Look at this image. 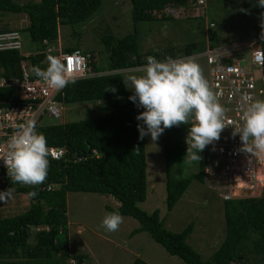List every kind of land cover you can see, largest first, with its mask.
I'll return each instance as SVG.
<instances>
[{
	"label": "trees",
	"instance_id": "obj_1",
	"mask_svg": "<svg viewBox=\"0 0 264 264\" xmlns=\"http://www.w3.org/2000/svg\"><path fill=\"white\" fill-rule=\"evenodd\" d=\"M128 0L131 31L118 38L106 34L100 38L104 63H98L96 51L78 45H68L61 51L77 47L87 54V65L92 76L74 78L63 89L57 90L53 99L64 104L104 102L106 112L73 121L58 122L46 119L45 123L35 122L36 130L47 140V146L59 147L62 153L50 158L45 182L41 185L26 186L6 176L0 179V189H12V193H23L28 204L22 212L0 216V264H87L86 254L69 252L67 248L65 215V192H95L111 196L116 205H104L107 213L118 212L121 216L134 218L137 225L128 235L144 231L163 250L178 257L184 264H264V185L256 196L221 198L223 235L218 245L205 258L185 242L190 232L188 222L178 232L165 229L158 218L157 210L144 211L137 203L145 196V162L143 139L139 132L136 115L142 111L131 100L118 73L134 70L144 65L147 56L163 61L166 57L179 58L205 47L233 43L235 40L218 43L215 18L209 15L207 22L196 23L200 37L186 39L180 46L163 45L157 50H139L140 35L146 30L142 23L170 22L173 7H180L184 15L178 20L189 21L215 8V2L225 4L228 0ZM235 0H233L234 3ZM257 1V0H256ZM99 0H36L16 3L0 0V10L22 13L26 23L20 27L36 45L32 54L21 55L17 50L0 51V75L19 77L21 63L29 72L33 66L46 69V57L54 51H45L56 39L57 25H71L83 21L97 7ZM203 4V5H202ZM256 14L260 9L257 5ZM166 7L167 10H166ZM234 11H237L234 9ZM246 20L253 19V13H246ZM249 34H257V24ZM214 24V26H213ZM213 26V27H212ZM6 30L5 27H0ZM262 54L260 75L264 88V37L258 41ZM106 71V72H103ZM32 74V72H31ZM33 75V74H32ZM114 86L116 92L105 89ZM8 87H0V105L10 99ZM190 125L173 126L159 136L160 152L164 162V204L169 209L179 198L191 179L202 182L204 150L198 154L195 171L181 175L171 172V160L176 155L187 154L185 134ZM188 155V154H187ZM35 190L37 195L29 197ZM133 264H146L139 258Z\"/></svg>",
	"mask_w": 264,
	"mask_h": 264
},
{
	"label": "rangeland",
	"instance_id": "obj_2",
	"mask_svg": "<svg viewBox=\"0 0 264 264\" xmlns=\"http://www.w3.org/2000/svg\"><path fill=\"white\" fill-rule=\"evenodd\" d=\"M12 1L23 3L36 0ZM255 5H257L256 0H235L234 3L233 0H228L225 4L216 1V10L210 7L208 14L204 12L199 18L189 21L178 20L184 15V11L180 7H173V11L170 12L174 18L173 21L142 23L147 28L140 35L138 48L140 51L157 50L168 44L182 47L187 42L186 39L200 37L201 31L197 30L196 23L207 22L209 15L216 20L214 28L218 34V43L247 38L253 26L252 22L256 21ZM241 9H247V12L253 13V19L245 21L246 12ZM25 23L24 14L0 10V27L14 28L20 34L18 53L21 55L32 54L36 49L35 43L28 38L27 33L20 30ZM131 28L128 0H99L97 7L83 21L71 25H57L56 39L51 44V48L61 50L68 45L82 46L96 51L98 63H104L100 38L106 34L118 38L131 31ZM200 53L199 51L179 58H193L200 65L207 79L206 64ZM238 53L247 56V48L238 50ZM24 64L26 65L25 62ZM254 73L259 74L258 71ZM106 108L107 105L104 102L68 103L64 104L57 118L58 122L92 118L106 112ZM41 123L44 124L45 120L42 119ZM143 147L145 196L137 203L138 208L147 212L156 209L162 227L169 231L178 232L191 222V229L185 237V242L199 254L202 260L205 259L218 245L223 235L219 194L224 193V187L219 183L220 178L218 176L205 178V180L202 178V182L191 179L175 203L166 209L163 188L164 162L160 152L159 138L152 142L150 136H145ZM197 163L189 162L187 154L186 156L176 155L170 163L171 172L175 174L180 172L181 175L190 171L194 172ZM241 183L242 189L234 191L233 197L258 195L257 190L260 191V188L256 191H248L244 189L246 183L244 181ZM27 204L28 199L23 193H12L6 201H0V216L22 212ZM104 205L113 207L116 201L109 195L95 192H65V215L68 222L66 239L69 252L86 254L84 259L87 264H133L135 257L146 264H184L178 257L167 254L146 232L140 231L129 236V231L137 225L134 218L121 216L122 223L118 230L106 231L101 227L102 219L107 213L103 208ZM67 261L70 263L71 259Z\"/></svg>",
	"mask_w": 264,
	"mask_h": 264
},
{
	"label": "clouds",
	"instance_id": "obj_3",
	"mask_svg": "<svg viewBox=\"0 0 264 264\" xmlns=\"http://www.w3.org/2000/svg\"><path fill=\"white\" fill-rule=\"evenodd\" d=\"M257 6L264 8V0H257ZM241 11L247 13L248 10ZM260 17L261 35H264V12L260 13ZM48 48L53 53L61 51L59 48ZM46 60V69L33 66L32 74L55 90L75 83L73 71L60 58L48 55ZM146 61L134 70L118 73L123 77L124 86L131 90L129 100L143 109L136 115V120L140 122L137 124L138 139L150 136L151 141L155 142L165 129L181 124L190 125L186 152L189 162H198L201 159L198 153L219 140L226 126L234 125L232 135H239L240 150L251 156L264 155V99L246 97L238 121H228L226 124L225 109L219 102L218 94L213 91L193 58L168 56L161 61L150 55ZM105 90L116 92L114 86ZM63 106L62 103V109ZM55 120L58 121V118ZM48 147L51 146H47L46 137L36 130L34 120L16 125L4 147H0V160L10 181L33 188L43 184L50 166ZM11 194L10 187L0 191V201H6ZM28 195L35 197L37 192L33 190ZM121 223L122 217L118 212H109L104 215L101 227L115 232Z\"/></svg>",
	"mask_w": 264,
	"mask_h": 264
},
{
	"label": "built area",
	"instance_id": "obj_4",
	"mask_svg": "<svg viewBox=\"0 0 264 264\" xmlns=\"http://www.w3.org/2000/svg\"><path fill=\"white\" fill-rule=\"evenodd\" d=\"M261 12H264V9H260L257 14L258 34L255 37L205 47L200 53L206 64L207 80L225 109L226 124L228 121H238L246 97L264 99L262 78L259 81L262 54L258 41L264 37L261 35ZM19 40L20 35L16 29L0 30V51H18ZM244 48H247V56L238 53V50ZM49 50L48 47L45 49ZM51 55L60 58L65 66L73 71V78L94 75L87 65V54L79 49L57 51ZM20 65L22 73L19 77L6 78L0 75V87H8L11 90L10 99L0 106V147H4L16 125L28 120L42 122L43 118L56 119L62 110V103L53 99L57 90L32 75L24 64ZM256 71L259 72L258 75H255ZM232 127L234 125L226 126L220 134V139L205 147L203 156V179L216 176L220 178L221 182H218L224 187V193L219 194L222 199L233 197L234 191L242 189L241 181L246 183L244 189L248 191H256L264 185V155L251 156L241 151L239 135H232ZM187 136L188 132L185 134V142ZM187 147L186 143V150ZM48 150L50 158H57L62 153L59 147H48ZM3 176L8 177L3 161L0 160V179ZM259 192L257 190L258 194Z\"/></svg>",
	"mask_w": 264,
	"mask_h": 264
},
{
	"label": "crops",
	"instance_id": "obj_5",
	"mask_svg": "<svg viewBox=\"0 0 264 264\" xmlns=\"http://www.w3.org/2000/svg\"><path fill=\"white\" fill-rule=\"evenodd\" d=\"M255 20H257V14H256V19H255ZM255 23H256V21H255ZM251 34H252V33H251ZM251 34H248V36H252ZM248 36H247V37H248ZM259 76H260V75H259ZM261 78H262V80H263V77L261 76V77H259V81H261ZM67 223H68V222H67ZM77 226H78V225H77ZM67 264H69L68 261H67Z\"/></svg>",
	"mask_w": 264,
	"mask_h": 264
},
{
	"label": "bare ground",
	"instance_id": "obj_6",
	"mask_svg": "<svg viewBox=\"0 0 264 264\" xmlns=\"http://www.w3.org/2000/svg\"><path fill=\"white\" fill-rule=\"evenodd\" d=\"M259 179H261V176L259 177Z\"/></svg>",
	"mask_w": 264,
	"mask_h": 264
}]
</instances>
